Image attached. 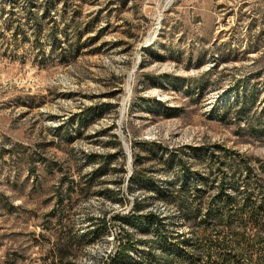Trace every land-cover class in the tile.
I'll return each mask as SVG.
<instances>
[{"label": "rangeland", "instance_id": "obj_1", "mask_svg": "<svg viewBox=\"0 0 264 264\" xmlns=\"http://www.w3.org/2000/svg\"><path fill=\"white\" fill-rule=\"evenodd\" d=\"M216 146L255 186L264 0H0V264H51L60 226L67 264L174 252L192 235L175 192L203 191Z\"/></svg>", "mask_w": 264, "mask_h": 264}, {"label": "trees", "instance_id": "obj_2", "mask_svg": "<svg viewBox=\"0 0 264 264\" xmlns=\"http://www.w3.org/2000/svg\"><path fill=\"white\" fill-rule=\"evenodd\" d=\"M126 2L121 0V6H125ZM240 104L237 107L240 108ZM209 153L207 169L212 177L203 180L206 185L203 191L196 189L194 195L190 184H183L177 188L174 196L180 218L192 233L191 240L180 245L176 241L174 252L166 248L159 254H153L152 248L150 260L145 264H264V161L259 162L257 167L260 175H255V186L245 177L241 182L242 189H239L235 176L248 172L249 164L238 161L235 153L231 157V152L221 146H216V150ZM37 161L28 160V163L36 165ZM135 161L139 163L141 159L136 156ZM185 167L188 171L193 168L192 165ZM209 188L214 189V192L208 198L206 209L202 210ZM231 191L236 195H231ZM239 194H242L241 198H238ZM258 196L263 198L260 205L256 204ZM58 201L57 205L61 206L62 195H59ZM124 219L135 220L129 217ZM146 220L157 231L164 227V220L152 214H148ZM101 221L104 229L108 222L105 218ZM54 235V248L49 251L51 255L54 254L51 264H67L66 259L76 255L78 241L65 227L60 226ZM127 243H121L116 252L118 258L126 252Z\"/></svg>", "mask_w": 264, "mask_h": 264}]
</instances>
